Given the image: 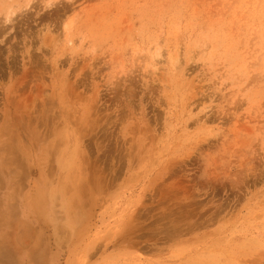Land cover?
Instances as JSON below:
<instances>
[{"label": "rangeland", "instance_id": "374dc122", "mask_svg": "<svg viewBox=\"0 0 264 264\" xmlns=\"http://www.w3.org/2000/svg\"><path fill=\"white\" fill-rule=\"evenodd\" d=\"M0 264H264V0H0Z\"/></svg>", "mask_w": 264, "mask_h": 264}, {"label": "bare ground", "instance_id": "6f19581e", "mask_svg": "<svg viewBox=\"0 0 264 264\" xmlns=\"http://www.w3.org/2000/svg\"><path fill=\"white\" fill-rule=\"evenodd\" d=\"M12 13H13V12H10L9 15H11ZM7 16H8V15H7ZM7 19L9 20V17H8V18L6 17V20H7Z\"/></svg>", "mask_w": 264, "mask_h": 264}]
</instances>
